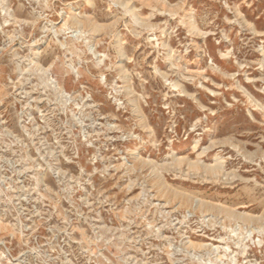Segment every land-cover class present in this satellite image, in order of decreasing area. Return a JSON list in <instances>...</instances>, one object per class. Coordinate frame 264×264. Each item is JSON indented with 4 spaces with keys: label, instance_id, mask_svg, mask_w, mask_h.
Returning a JSON list of instances; mask_svg holds the SVG:
<instances>
[{
    "label": "rangeland",
    "instance_id": "374dc122",
    "mask_svg": "<svg viewBox=\"0 0 264 264\" xmlns=\"http://www.w3.org/2000/svg\"><path fill=\"white\" fill-rule=\"evenodd\" d=\"M0 264H264V0H0Z\"/></svg>",
    "mask_w": 264,
    "mask_h": 264
}]
</instances>
